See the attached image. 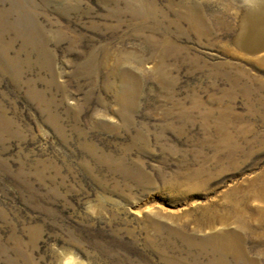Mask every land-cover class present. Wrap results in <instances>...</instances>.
Segmentation results:
<instances>
[{
	"label": "rangeland",
	"instance_id": "374dc122",
	"mask_svg": "<svg viewBox=\"0 0 264 264\" xmlns=\"http://www.w3.org/2000/svg\"><path fill=\"white\" fill-rule=\"evenodd\" d=\"M0 264H264V0H0Z\"/></svg>",
	"mask_w": 264,
	"mask_h": 264
},
{
	"label": "bare ground",
	"instance_id": "6f19581e",
	"mask_svg": "<svg viewBox=\"0 0 264 264\" xmlns=\"http://www.w3.org/2000/svg\"><path fill=\"white\" fill-rule=\"evenodd\" d=\"M222 243H224V242H222ZM227 243V241H225V244Z\"/></svg>",
	"mask_w": 264,
	"mask_h": 264
}]
</instances>
